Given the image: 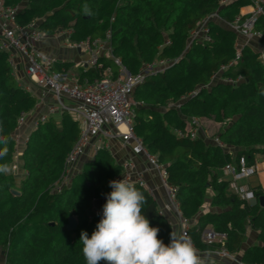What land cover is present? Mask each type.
I'll return each mask as SVG.
<instances>
[{"label":"trees","instance_id":"1","mask_svg":"<svg viewBox=\"0 0 264 264\" xmlns=\"http://www.w3.org/2000/svg\"><path fill=\"white\" fill-rule=\"evenodd\" d=\"M2 1L18 6L19 25L35 21L44 34L60 28L69 30L73 41H94L104 39L109 32L111 54L131 72L146 62L173 60L162 71L147 75L133 91L134 132L148 153L165 166L182 216L194 219L188 234L196 248H216L200 240L201 231L210 226L226 234L225 247L236 253L249 227L256 232L259 244L243 249L240 260L264 264V207L259 204L264 190L254 189V198L247 201L229 189V179L220 180L227 163L237 162L240 156L251 163L256 153L264 154V63L244 44L238 49L239 58L220 72L221 77L239 81L213 82L220 66L234 60L238 39L236 32L213 18L207 23L210 39L188 44L189 31L200 20L215 12L231 21L253 0H227L224 4L221 0ZM261 6L253 30L264 37V2ZM71 65L72 61L57 59L54 69H69ZM107 67L116 72L112 58L102 55L96 67L81 68L78 77L93 80ZM35 105L36 97L17 84L8 54L0 50V137L8 140L7 154L0 158V164L13 161L17 118ZM192 116L222 123L214 137L223 146L202 134L194 138L177 134L176 130L185 132V122ZM79 132L77 122L66 111L49 116L30 130L21 147V167L26 172L19 183L12 173H0V248H5V264H86L81 232L91 237L102 218L96 212L89 217L88 211L95 200L111 192L109 181L119 175L122 166L108 147L100 146L80 171L58 188L66 156ZM225 145L237 149L234 157L224 150ZM4 147L0 144V149ZM134 185L146 197L143 214L160 229L158 238L170 243L171 221L158 211L148 190ZM11 188L19 194L13 195ZM208 190L212 192L209 205L216 209L199 214ZM70 215L77 220L72 231L64 228ZM203 259L206 264H220L206 254Z\"/></svg>","mask_w":264,"mask_h":264},{"label":"built area","instance_id":"2","mask_svg":"<svg viewBox=\"0 0 264 264\" xmlns=\"http://www.w3.org/2000/svg\"><path fill=\"white\" fill-rule=\"evenodd\" d=\"M225 2L227 0L220 1L221 4ZM262 2L264 0H253L250 4V11L239 12L233 20L227 21L225 24L246 41L251 38H258L260 41V48L257 52L258 60L264 63V37H261L260 32L253 30L258 15L262 13ZM17 11L18 6L7 5L0 0V50L7 52L8 61L13 70L16 68L15 55L22 56L25 61V76L40 90V98L49 94L52 101H46L42 108H40L41 104L36 101V105L32 110L20 113L13 135L15 140L14 154L19 152V148L21 150L27 139V135L22 137L18 133L26 123L27 118H29L32 129L39 122L47 120L49 116L66 111L77 122L80 132L78 139L66 156L61 182L57 187L59 188L69 180L68 173L71 166L85 154L87 147H90L92 155L100 146L105 145L108 147V140L118 139L124 146L129 147L131 154H142L155 170L160 186L165 192V202L162 206H158V211L163 215L171 213L174 219L171 224L174 229L189 235L188 228L191 222L181 214L175 188L167 181L165 166L159 163L154 155L148 153L142 144L141 138L135 134L133 129V105L136 104L132 99L133 91L147 75L162 71L173 60L157 59L146 62L137 72H131L122 64L119 57L111 54L109 32L106 33L104 39L73 41L69 38V30L60 29L59 32L64 37V46L86 52V57L81 62L84 69L96 67L99 57L102 55L112 58L116 66V72L107 67L104 74L98 78L93 80L80 79L78 75L71 73L68 69H54V63L58 58L45 55L36 46L45 34L38 29L35 21L24 26L19 25L16 20ZM209 18H218L217 13L213 12L208 17L200 20L189 31L188 44L195 40L206 41L210 39L207 24ZM104 44H107L106 47H103ZM235 46L237 52L234 60L226 65H221L220 71L214 74L212 78L217 74L221 75V71L231 66L239 58L238 49L242 45L235 44ZM220 80L234 83L238 82L239 78L233 81L231 78L220 76ZM27 91L32 94L29 87H27ZM168 105L171 104L168 103ZM178 105L179 102L175 106ZM200 130V119L192 116L187 118L185 122V132L182 133L180 130H176V132L179 135L184 134L194 138L198 136ZM213 141L215 144L223 146L217 136L213 138ZM259 163L264 168V154L261 155ZM120 164L122 166L121 172L112 180L124 178L147 189L142 173L135 170V164L131 157L123 159ZM257 171L258 162L253 160L249 163L244 156H240L235 163H227L222 168V173L230 176L229 187L232 188V191L239 198L247 201L254 198V192L253 190H244L238 184V181L253 175ZM100 201L101 204L95 211L98 215L103 213L106 197ZM200 240L209 245H216V248L206 251H199L198 249L202 258L206 254L209 258L213 257L217 260H231L236 261L237 264H245L241 260H236L234 253L229 252L225 247V233L215 231L212 227L207 226L201 231Z\"/></svg>","mask_w":264,"mask_h":264},{"label":"clouds","instance_id":"3","mask_svg":"<svg viewBox=\"0 0 264 264\" xmlns=\"http://www.w3.org/2000/svg\"><path fill=\"white\" fill-rule=\"evenodd\" d=\"M85 8V12H87ZM6 137H0V158L7 154ZM9 165L0 164V173H9ZM112 189L106 196L102 218L89 237L82 231L80 242L86 264H206L191 237L182 231L170 232V243L158 238L143 214L146 197L126 179L109 181Z\"/></svg>","mask_w":264,"mask_h":264},{"label":"crops","instance_id":"4","mask_svg":"<svg viewBox=\"0 0 264 264\" xmlns=\"http://www.w3.org/2000/svg\"><path fill=\"white\" fill-rule=\"evenodd\" d=\"M25 2L26 0H23L22 4H25ZM248 8L251 9L250 5L243 6L240 8L239 12H247ZM217 16L218 18H213L215 22L220 23V24H225L227 22L226 20L222 19L218 14ZM59 31H60V28H58L52 34H49V35L45 34L42 37V39L39 42H37L36 46L42 53H44L47 56H54L60 60L72 61V65L69 67L68 70L75 75H79V73L81 72V68H83L81 66V62L86 57V52L84 50L69 49L66 46H64L63 44L64 37H63V34ZM235 44H238V45L248 44L255 52H258L260 48V41L258 38H251L246 41L244 38L238 36V39L236 40ZM106 45L107 44H104L103 47H106ZM14 61L16 63V68L13 70V73L17 81V84L21 86L22 88H24L25 90H27V87H29V90H31L32 94L36 97V101H38V104H41L40 108L44 106L46 101L51 102L52 98L49 94H46L43 98H40V90L36 86H34L29 81V79L25 76L24 74L25 61L23 60V57L16 54L14 57ZM217 80H220V78ZM212 81H213V78H212ZM205 121L206 122L211 121L215 123V125H217L215 132H218L223 128L222 123L215 122V121H212L206 118L200 119V122H205ZM200 129L201 130L199 131V134H202V136L205 134V136L207 137L208 135V133H206L207 131L203 127H200ZM29 130H31V127H30L29 118H27L26 123L20 128L18 133L23 137V136L28 135V133L30 132ZM211 135H214V134H211ZM107 143H108V149L110 150L111 154L114 156L116 161H118L119 163L123 159L127 157H131L132 161L135 164V170L140 171L142 173V176L147 184L146 190H149V192L153 195V197L156 200L157 205L162 206V204L165 202V192L163 188L160 186L155 170L149 165L145 157L142 154H135V155L131 154L129 147L124 146L118 139L108 140ZM224 150L228 151L232 157H234L237 152L236 148L226 146V145L224 147ZM20 154H21V150L14 154V158H17V159H14L10 163L11 165L13 162H16L18 165V168L16 169L17 171L14 174L12 173L17 183H19L20 179L25 175V172H26L21 167ZM85 156H87V158L88 156L91 158L92 155L90 152V147L86 148L85 154L82 157H80V159H82ZM254 160L258 162V171L247 178L241 179V181L246 179L245 181L240 182V183H239L240 180L238 181V184H240L244 190H254L257 188H261L262 190H264V168H262L261 164L259 163V161L261 160V155L259 156L258 159L255 158V155H254ZM220 178L230 179V176L222 174ZM229 189L232 191L231 187H229ZM211 195H212L211 190H208V197L205 203L200 208L199 214L207 210L216 209L209 205V200H210ZM100 204H101L100 200H95V202L92 205V210L95 209L96 206H99ZM165 216H167L169 221L171 222L174 221L171 213H168ZM193 221L194 219L190 220L191 223H193ZM173 230L177 231L175 229ZM252 244H259V242L257 241L256 232L248 227L246 231V239L242 243L241 249L238 252L234 253V258L236 260H240V255H241L242 250ZM220 264H237V263L236 261H231V260H220Z\"/></svg>","mask_w":264,"mask_h":264},{"label":"rangeland","instance_id":"5","mask_svg":"<svg viewBox=\"0 0 264 264\" xmlns=\"http://www.w3.org/2000/svg\"><path fill=\"white\" fill-rule=\"evenodd\" d=\"M251 9L250 8H248V11H250ZM220 78V74H217L214 78H213V81L215 82L217 79H219ZM172 106H175L176 104H177V102H169ZM57 117V116H56ZM58 118V117H57ZM200 127H203L206 131V133H208V135H207V137L205 136V134L203 135L204 137H205V139L207 138L208 139V141H210V142H214L213 141V137H214V135H211V134H214L215 133V130H216V128H217V125H215V123H213V122H211V121H209V122H200ZM203 129V130H204ZM30 131V130H29ZM213 132V133H212ZM19 151H20V148H19ZM259 156H260V154L259 153H256L255 154V158H259ZM14 159H17V158H14V156H13V160ZM83 159V160H82ZM82 159H80V161H77L73 166H71V168H70V170H69V173H68V175H69V178L74 174V173H76V172H79L80 171V169H81V166H82V164L85 162V160L87 159H90V157L88 156V158H87V156H85V157H83ZM10 168H11V173H15L17 170V168H18V165H17V163L16 162H13L11 165H10ZM246 180V179H245ZM245 180H240L239 181V183L240 182H243V181H245ZM69 181V180H68ZM67 183V181L64 183V184H66ZM96 208H98V206H96ZM95 208V209H96ZM95 209H91L90 211H88V216L90 217L92 214H94L95 213ZM0 264H5V248H0Z\"/></svg>","mask_w":264,"mask_h":264},{"label":"water","instance_id":"6","mask_svg":"<svg viewBox=\"0 0 264 264\" xmlns=\"http://www.w3.org/2000/svg\"><path fill=\"white\" fill-rule=\"evenodd\" d=\"M10 192L13 194V195H18L19 194V191L16 190V189H10ZM259 204L264 207V195H261L259 196ZM50 224H53L52 222H50ZM64 228L66 230H75L77 228V220L74 216L70 215L68 216V219H67V222L65 223L64 225Z\"/></svg>","mask_w":264,"mask_h":264}]
</instances>
